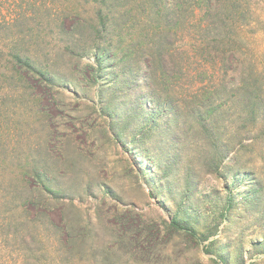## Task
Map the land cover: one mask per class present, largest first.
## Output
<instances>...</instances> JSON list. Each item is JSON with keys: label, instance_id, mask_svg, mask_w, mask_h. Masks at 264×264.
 I'll list each match as a JSON object with an SVG mask.
<instances>
[{"label": "rangeland", "instance_id": "1", "mask_svg": "<svg viewBox=\"0 0 264 264\" xmlns=\"http://www.w3.org/2000/svg\"><path fill=\"white\" fill-rule=\"evenodd\" d=\"M257 2L264 21V0ZM254 29L253 52L263 60L264 23ZM89 55L95 62L94 51ZM103 57L98 82L87 83L91 67L72 59L61 68L73 73L69 86L58 93L38 83L29 90L37 99L17 101L10 114L29 134L28 163L41 160L39 147L53 150L58 167L44 175L76 204L65 209L67 223L80 229L98 205L109 211L107 220L123 219L117 243L111 229L99 227L97 241L115 243L92 250L98 263L264 264V119L241 118L234 148L207 167L188 119L154 106L144 68L127 67L109 52ZM11 154H0V264H62L55 243L28 237L41 230L25 220L38 206L19 194L31 168ZM48 212L63 224L59 209ZM172 218L178 226L169 225Z\"/></svg>", "mask_w": 264, "mask_h": 264}, {"label": "trees", "instance_id": "2", "mask_svg": "<svg viewBox=\"0 0 264 264\" xmlns=\"http://www.w3.org/2000/svg\"><path fill=\"white\" fill-rule=\"evenodd\" d=\"M257 3L0 0V154L4 158L11 151L19 163L31 168L28 184L18 186L21 198L38 206L25 217L26 223L41 227L37 234L28 233L32 242L55 243L62 264H99L92 250L102 246L109 250L115 243L110 240L105 246V239L97 241L99 227L111 229L117 243L126 226L122 218L107 220L109 211L106 215L102 205L93 217L83 219L80 229L67 223L65 209L76 204L71 196L50 188L44 175L58 167L53 150L39 147L41 160L28 163L29 134L21 131L23 120L10 115L16 102L37 99L29 90L38 83L62 92L73 73L61 68L72 59L91 67L83 77L87 83L98 82L103 55L109 52L111 59L120 57L127 67L144 68L154 106L167 108L173 118L188 119L194 131L192 143L203 148L204 163L212 167L236 145L241 118L264 119V59L258 60L253 52L254 28L264 23L256 14ZM44 45L48 51L42 54ZM90 50L95 62L90 61ZM56 208L62 225L50 219L48 211ZM140 223L135 220L138 229ZM168 223L179 225L175 218ZM185 229L201 236L193 227Z\"/></svg>", "mask_w": 264, "mask_h": 264}]
</instances>
